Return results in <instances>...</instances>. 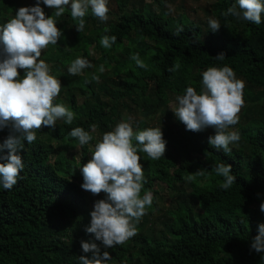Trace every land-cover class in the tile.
Masks as SVG:
<instances>
[{"label": "trees", "instance_id": "1", "mask_svg": "<svg viewBox=\"0 0 264 264\" xmlns=\"http://www.w3.org/2000/svg\"><path fill=\"white\" fill-rule=\"evenodd\" d=\"M134 2L99 26L91 10L0 0V264H264V0H214L205 34ZM94 63L111 71L100 83ZM209 79L243 105L239 122L208 108L176 139L173 122L212 102ZM155 184L173 199L160 229ZM186 186L191 203L173 198ZM112 192L132 228L105 246L92 207ZM110 203L108 229L121 220Z\"/></svg>", "mask_w": 264, "mask_h": 264}, {"label": "rangeland", "instance_id": "2", "mask_svg": "<svg viewBox=\"0 0 264 264\" xmlns=\"http://www.w3.org/2000/svg\"><path fill=\"white\" fill-rule=\"evenodd\" d=\"M37 1L36 8L43 7V5L50 3L53 1V5L49 4L48 8L55 9L56 11L60 12L61 10H68L76 9L77 10V18L79 20H83V16L88 13L89 10H91L93 13L97 15V24L99 26H106L109 23H115L117 21V18L119 16L118 11V3L117 0H97V2H91V0H34ZM140 1L144 4H151L153 7H158V5L155 3V1L160 2L163 5V10L170 16V17H178V16H184L189 21L199 25L205 34L206 32L213 31L217 29V24L215 22H210L208 20L207 12L211 10L212 5L214 3V0H135L134 7L138 8L140 6ZM140 3V4H139ZM60 8V9H58ZM131 8H133L132 3L128 4L125 8V11H129ZM43 9V8H42ZM38 18V25H41L42 21V15L39 13L37 14ZM81 27V25H80ZM80 27H77L79 29ZM37 29V26H36ZM84 29V28H83ZM83 35L86 37H91L93 35L92 27L88 26L87 29L83 32ZM36 41L41 40L44 41L40 36L35 37ZM203 39H205V35H203ZM92 55L94 53L92 52ZM105 65V64H104ZM103 64L94 63L91 67L90 75L92 79H95L97 83H100L99 76L102 75L101 73L109 74L111 71H107L105 69V66ZM99 74V75H98ZM94 80V81H95ZM218 79H209L208 82H204V85L206 87L205 91H207V95L210 97L214 96L212 102L207 104L206 102L203 103L201 106L198 114H187L183 109H180L178 107L179 103L178 100L171 96L170 103L167 107L171 112L176 113V115L181 116L185 113L186 124L180 125L179 123H175V121L172 124V128L176 129L177 134L175 135L176 139H183L185 136L188 137V134L185 132L187 128H189V125L191 123H198V120L206 116L209 117L210 113L208 108L213 109V107H216L217 115L220 116V118L223 121H231L232 123L236 124L239 122L240 112L243 105L235 107L232 104V101L235 99L234 93H232L229 89H227L223 83L220 85L218 84ZM224 88H223V87ZM219 94H217V92ZM216 92V93H215ZM126 116L129 118L127 120L133 119L130 114H126ZM188 116V117H187ZM141 118V116H138ZM155 125V121L150 124V126ZM125 127L126 125H122V127ZM120 128V127H119ZM233 129V128H232ZM161 131L160 126H156V132ZM210 131L213 133L220 134L221 131L224 129H214L210 128ZM233 130H228V133H233ZM117 134H119L116 131ZM109 137H114L113 134L109 135ZM152 137V136H150ZM90 163L88 162V166ZM104 175L106 177H109L108 180L105 181L104 185L106 188H110L111 186V174L109 171L104 170ZM161 187V188H160ZM159 189H162L163 191H159ZM184 192L179 194H173L174 199L182 198L187 203H191L190 197V188L188 186L183 188ZM154 190H157L160 192V196L156 200V205L159 207V210L154 211L151 214V224L156 225L157 229L163 228V224H165L169 217L166 215L167 211H170L172 209V198L171 193L167 191V189L163 185L155 184ZM110 201L114 202V206H116V216H119L121 220L118 221V225L115 226L113 223L110 225V229H108L107 224L105 223V219L101 214L102 208L111 207ZM106 205L104 207H97L93 206V210L95 214L97 215V220L100 225L101 229V235H102V242L105 246H109L112 241L115 239V235H120V240H124L126 237H128L131 234V228L132 224L127 220H122L121 216L123 217V214H121L120 206L121 200L120 197L117 195L116 192H112V196L109 199H106ZM195 209L199 210V208L195 207Z\"/></svg>", "mask_w": 264, "mask_h": 264}]
</instances>
